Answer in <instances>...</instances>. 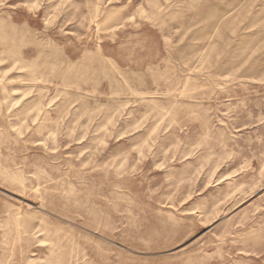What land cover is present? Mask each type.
Returning <instances> with one entry per match:
<instances>
[{"label":"rangeland","instance_id":"1","mask_svg":"<svg viewBox=\"0 0 264 264\" xmlns=\"http://www.w3.org/2000/svg\"><path fill=\"white\" fill-rule=\"evenodd\" d=\"M0 264H264V0H0Z\"/></svg>","mask_w":264,"mask_h":264},{"label":"crops","instance_id":"2","mask_svg":"<svg viewBox=\"0 0 264 264\" xmlns=\"http://www.w3.org/2000/svg\"><path fill=\"white\" fill-rule=\"evenodd\" d=\"M232 4H233V1H232ZM262 13V11L259 13V15Z\"/></svg>","mask_w":264,"mask_h":264}]
</instances>
